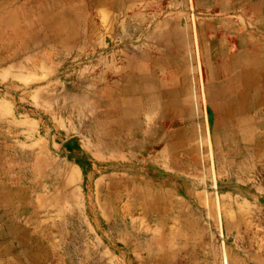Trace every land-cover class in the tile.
Returning a JSON list of instances; mask_svg holds the SVG:
<instances>
[{
    "label": "rangeland",
    "instance_id": "1",
    "mask_svg": "<svg viewBox=\"0 0 264 264\" xmlns=\"http://www.w3.org/2000/svg\"><path fill=\"white\" fill-rule=\"evenodd\" d=\"M60 6L0 18V264H264V121L155 155L121 34L74 44Z\"/></svg>",
    "mask_w": 264,
    "mask_h": 264
},
{
    "label": "crops",
    "instance_id": "2",
    "mask_svg": "<svg viewBox=\"0 0 264 264\" xmlns=\"http://www.w3.org/2000/svg\"><path fill=\"white\" fill-rule=\"evenodd\" d=\"M58 1L67 14L73 11V27L67 23L65 32L73 34L74 44L88 38V47L98 49L108 44L109 35L113 39L121 34L122 49L131 51L128 61L137 66L139 83L137 91L125 96L153 108L155 155L162 157L168 147L204 139L206 118L216 111L232 115L234 136H257L262 129L264 0ZM49 2L0 0V18H15L16 23L18 10L43 11ZM211 65L217 67V75L210 74ZM187 81L194 82L195 89H187ZM149 113L144 112L146 122ZM245 120L255 122L248 126Z\"/></svg>",
    "mask_w": 264,
    "mask_h": 264
}]
</instances>
